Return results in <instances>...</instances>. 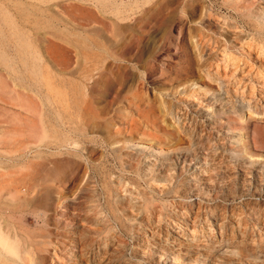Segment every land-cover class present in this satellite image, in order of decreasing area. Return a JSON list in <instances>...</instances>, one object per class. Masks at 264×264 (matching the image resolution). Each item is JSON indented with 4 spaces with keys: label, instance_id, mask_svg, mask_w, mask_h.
Masks as SVG:
<instances>
[{
    "label": "rangeland",
    "instance_id": "374dc122",
    "mask_svg": "<svg viewBox=\"0 0 264 264\" xmlns=\"http://www.w3.org/2000/svg\"><path fill=\"white\" fill-rule=\"evenodd\" d=\"M0 231V264H264V0H0Z\"/></svg>",
    "mask_w": 264,
    "mask_h": 264
},
{
    "label": "bare ground",
    "instance_id": "6f19581e",
    "mask_svg": "<svg viewBox=\"0 0 264 264\" xmlns=\"http://www.w3.org/2000/svg\"><path fill=\"white\" fill-rule=\"evenodd\" d=\"M169 46H170V43H165L164 44V47H165V49L167 50L168 48H169ZM171 48V47H170ZM194 56V58L195 57H197V56H195V54L193 55ZM127 67V66H126ZM130 69V68H129ZM128 69V70H129ZM121 70H123V69H121ZM123 72V71H122ZM130 72V71H129ZM118 73V72H117ZM126 75H129V76H132L130 73H128L127 72V74ZM118 76V75H117ZM117 76H115L114 77V80H115V78H117L118 79V82H119V84H122L123 83V73H120L119 74V78L117 77ZM116 79V80H117ZM129 79V78H128ZM115 80V81H116ZM126 80H127V77H126ZM129 82V81H128ZM127 82V84H129ZM107 84H108V82H107ZM106 84V85H107ZM126 85V84H125ZM128 86V85H127ZM123 88V87H122ZM124 89V88H123ZM124 91V90H123ZM92 93H93V90H92ZM91 93V94H92ZM105 93V92H104ZM104 95V94H103ZM115 98V97H114ZM161 103H162V101H161ZM163 104V103H162ZM163 107H166L165 105H163ZM165 110V109H164ZM92 126V125H91ZM95 127V126H94ZM82 153V152H81ZM85 155V154H84ZM66 178V177H65ZM43 212V211H42ZM41 212V213H42ZM44 218V217H43ZM2 232L0 231V248L2 247L3 248V250L4 251H6L7 253H9V254H12V255H17V250H16V247H15V245H13L11 242H9L8 241V239L7 238H5L2 234H1Z\"/></svg>",
    "mask_w": 264,
    "mask_h": 264
}]
</instances>
